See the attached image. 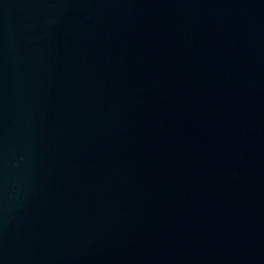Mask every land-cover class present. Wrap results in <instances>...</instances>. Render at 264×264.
<instances>
[{"label":"water","instance_id":"1","mask_svg":"<svg viewBox=\"0 0 264 264\" xmlns=\"http://www.w3.org/2000/svg\"><path fill=\"white\" fill-rule=\"evenodd\" d=\"M0 264H264V0H0Z\"/></svg>","mask_w":264,"mask_h":264}]
</instances>
